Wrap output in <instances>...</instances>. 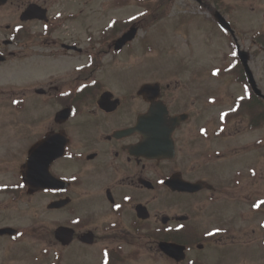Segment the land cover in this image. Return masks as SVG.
Here are the masks:
<instances>
[{
    "label": "flooded vegetation",
    "instance_id": "af4514ba",
    "mask_svg": "<svg viewBox=\"0 0 264 264\" xmlns=\"http://www.w3.org/2000/svg\"><path fill=\"white\" fill-rule=\"evenodd\" d=\"M52 2L22 0L19 23L17 11L16 25L5 26L10 36L0 37V54L6 57L0 65H14L16 85L15 93L10 91L13 83L0 89L14 96L19 111L25 107L18 118L22 127L18 125L13 161H8L14 177H0V230L8 229L0 234V264H151L152 260L157 264H264L263 186L242 194L243 208L249 206L256 218L251 222L256 227L249 230L238 225L240 220L249 222L248 210L241 216L222 214L220 204L228 194L215 173L189 176L180 167V150L189 144L181 136L190 120L180 125L171 119L181 113L193 116L192 105L180 110V77L138 85L103 81L104 58H114L132 43L115 50L114 41L123 31L108 39L87 37L86 29L78 38L57 34L62 25L77 20L52 22ZM33 3L49 13L48 29L18 39V25L42 22L39 13L35 19L20 20ZM16 4L18 9V0L0 5V22H5V8ZM39 46L47 50H38ZM18 58L23 61L19 62L22 72L30 58L35 66L49 62L54 70L43 85L30 87L34 100L27 97L28 86L18 91ZM239 78H245L241 69ZM145 84L154 86L141 91ZM247 90L239 110H230L229 122L239 121L237 125L248 128V117L249 128L260 130L264 98ZM28 102L33 105L31 114ZM240 128L236 133L243 131ZM152 133L163 135L154 146ZM1 145L0 152L5 149ZM34 146L42 149L33 160L38 166L34 178L47 180L48 176L51 186L30 193L23 171ZM159 146L161 152L152 153ZM0 164H7V152ZM180 176L203 182V188L180 191ZM61 201L66 204L54 206ZM185 207L193 213L208 212L209 229L198 232L193 226L197 217ZM240 237L243 241H237ZM161 243L184 245L186 259L180 262L168 256ZM205 256L214 257L205 260Z\"/></svg>",
    "mask_w": 264,
    "mask_h": 264
},
{
    "label": "rangeland",
    "instance_id": "374dc122",
    "mask_svg": "<svg viewBox=\"0 0 264 264\" xmlns=\"http://www.w3.org/2000/svg\"><path fill=\"white\" fill-rule=\"evenodd\" d=\"M159 1L53 0L50 14L52 22L76 18L77 21L62 25L61 30L56 32L61 35L73 34L76 38L86 29L87 37L95 34L108 39L113 32L126 30L131 23L138 21L140 30L130 47L114 58H104L105 68L100 74L101 79L138 85L150 79L167 77L174 80L180 77V110L191 105L193 108V116L181 136L189 144L180 150V167L189 176L197 172L202 176L215 173L219 185L228 194V198L220 204L222 214L227 217L241 216L243 210L250 211L249 206L243 208V192L260 190L262 186L264 188V126L260 130L249 128L248 117V128L237 125V122L241 124L239 121L229 122L230 110L235 107L239 110L242 96L248 93L247 84L243 80L239 82L237 74L236 43L228 33L220 29L212 11L194 0H163L161 7ZM211 2L221 8L232 23L242 48L250 51L251 68L259 86L264 90V0ZM21 3L22 0H18V9L17 4L5 8V22H0V37L10 36L11 30L5 26L16 25L17 11L19 21ZM45 25L42 22L18 25V39L21 35L25 37L26 34L45 33ZM37 49L47 50V47L39 46ZM32 60L24 61L27 63L22 72L19 68L22 60L18 58V91L28 86V98L33 97L30 87L43 85L54 73L49 62L35 66ZM13 75L15 78L14 65H0V88L13 83L9 86L12 88L10 91L15 93ZM7 91L0 89V116L4 113V120L0 123V146L5 144L0 157L7 152V164H0V177L13 178L14 167H10L8 161H13L10 157L15 151L18 125L22 127L18 118L25 112V107L19 111L13 103L14 99H7ZM210 100L215 102L209 103ZM26 109L31 114L32 103ZM238 127H242L241 133H236ZM258 169L260 173L257 174ZM184 210L189 208L185 207ZM188 212L197 217L193 226L198 232L203 233L209 229L211 215L208 212ZM255 221V215L250 214L248 223L244 224L240 220L238 225L247 226L251 230L256 227L255 223L251 224ZM251 237L249 233L248 239ZM237 241H243V237ZM197 254L202 256L203 252ZM195 257L191 255L192 259ZM213 257L204 258L211 260ZM157 263L159 261H151V264Z\"/></svg>",
    "mask_w": 264,
    "mask_h": 264
},
{
    "label": "water",
    "instance_id": "95a60500",
    "mask_svg": "<svg viewBox=\"0 0 264 264\" xmlns=\"http://www.w3.org/2000/svg\"><path fill=\"white\" fill-rule=\"evenodd\" d=\"M198 2L202 3V0H197ZM32 8H35L34 5L29 7V10H31ZM215 18L218 20L219 24L222 26V28L230 30L231 32L234 33V30L231 27V24L226 20V18L219 12L216 11L214 13ZM137 29L136 28H132L128 33H126L122 38H120L117 43H116V47L122 48L124 46V44H126V42L132 40L135 35H136ZM240 49V47H239ZM239 56L241 58V61L243 63L244 69L246 71L247 77H248V81L251 84V86L253 87V89L256 91L257 94L264 96V94L262 93V91L258 88L256 79L254 77V74L250 68L249 65V60H250V54L247 51L244 50H239ZM188 118L187 114H181L180 115V119L178 118L177 120H180V123L183 120H186ZM175 120V119H174ZM155 138H157V136L155 134H153ZM154 146V145H152ZM162 149L160 146L159 147H154L152 148V151L157 153L160 151V149ZM158 149V151H157ZM32 154H34V150L31 151V155L30 158L32 156ZM30 167V166H29ZM29 174L27 176L28 180H26L27 184L30 187H35V188H39V187H49L51 186V183L49 181V177L47 176V181L48 183H46L43 178L41 180H39L37 183H35L33 181V179L31 178V176L33 174H35V172L31 171V168H28ZM203 184L201 182L198 183H192L186 180H183L182 177L180 176V186L179 189L180 191H185V192H196L198 190H200L202 188ZM174 188H178V186H174ZM61 205V203H59L57 206ZM1 232H5V230H2ZM161 249L166 252L167 254H169L170 256L177 258V260H184L186 255L184 252V246H180L177 244H172V243H161Z\"/></svg>",
    "mask_w": 264,
    "mask_h": 264
},
{
    "label": "snow or ice",
    "instance_id": "6c2138e0",
    "mask_svg": "<svg viewBox=\"0 0 264 264\" xmlns=\"http://www.w3.org/2000/svg\"><path fill=\"white\" fill-rule=\"evenodd\" d=\"M261 203H264V201H262ZM257 207L259 206V205H256Z\"/></svg>",
    "mask_w": 264,
    "mask_h": 264
}]
</instances>
